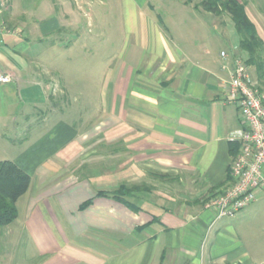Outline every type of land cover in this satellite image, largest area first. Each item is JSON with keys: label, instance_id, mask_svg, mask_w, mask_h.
Returning <instances> with one entry per match:
<instances>
[{"label": "crops", "instance_id": "0c3cea01", "mask_svg": "<svg viewBox=\"0 0 264 264\" xmlns=\"http://www.w3.org/2000/svg\"><path fill=\"white\" fill-rule=\"evenodd\" d=\"M4 1L0 74L10 82L0 84V162L30 177L19 231L4 236L26 235L34 264H264V191L231 218L206 207L230 184V138L241 128L223 87L234 58L244 61L238 37L217 61L204 48L190 56L134 0L136 43L108 71L90 124L80 119L89 99L85 46H77L80 76L63 77L52 62L56 49L72 61L81 1ZM245 11L264 43V9ZM68 33L76 38H59ZM106 101H114L109 110ZM89 165L98 171L83 172ZM124 183L138 187L129 199L137 212L103 197L79 211Z\"/></svg>", "mask_w": 264, "mask_h": 264}, {"label": "rangeland", "instance_id": "374dc122", "mask_svg": "<svg viewBox=\"0 0 264 264\" xmlns=\"http://www.w3.org/2000/svg\"><path fill=\"white\" fill-rule=\"evenodd\" d=\"M80 1V7L83 11L78 14L80 30L76 35H79V41L70 43L72 46H76L75 51L70 55L72 61H66L65 53L58 52L56 49L53 50L55 58L52 62L55 66L57 64L58 66L61 65V70L59 69L61 76L65 77L63 72L66 71L74 72V77L80 76L78 72L81 71L79 66L82 64V54L77 52V46H85L84 67L85 76H89V85L87 86L89 99L84 102L80 119L85 122L90 120V124H93L98 118L99 111L103 108L102 93L105 89V79L108 71L114 72L115 67L123 60V56L136 43V38L129 33L132 28L130 16L135 8L132 6L134 0ZM135 1L140 4L144 3V8L149 6L155 15L160 16L161 24L159 23V25L168 28L170 33L167 38L172 41L171 44L180 46L184 50L187 49L190 56H200L201 52L198 49L204 48L207 51L209 60L215 61L221 51L230 54L233 45L237 41V34L228 15L212 17L205 15L206 12L201 9H194V6L201 0ZM243 1L247 4L249 11H252V8L254 10L264 9V0ZM74 5L76 9L77 6ZM76 35L72 36L68 33L67 36L64 35L59 38L65 39L66 37V39L72 41L76 38ZM194 50L197 52L194 53ZM243 59H245V56ZM215 66L217 68L218 62L217 64L215 62ZM247 67L249 68V66ZM250 75L257 90L260 93L264 92V80L258 82L253 67L250 68ZM75 91L79 93L77 89ZM106 102L109 110L114 101ZM78 103L80 107L82 102L78 101ZM11 149H14V146ZM98 169V166L89 165V167L83 169V172H97ZM25 198L24 196L19 200L16 223L10 227L0 229V264H34L36 262V252L26 235L17 234L15 238L12 237L13 242L7 239V235L4 236L8 229L14 232L19 231L17 228L18 223L23 220L21 206ZM263 255L264 253L259 256L263 258Z\"/></svg>", "mask_w": 264, "mask_h": 264}, {"label": "built area", "instance_id": "2783aa9c", "mask_svg": "<svg viewBox=\"0 0 264 264\" xmlns=\"http://www.w3.org/2000/svg\"><path fill=\"white\" fill-rule=\"evenodd\" d=\"M5 8V1L0 0V45L7 33L1 18ZM8 82L10 79L0 74V84ZM223 87L241 122V128L230 138L238 144V151L228 168L230 184L208 200L206 207L215 208L218 218H231L253 203L256 190L264 191V96L255 87L249 68L240 57L234 58L229 80Z\"/></svg>", "mask_w": 264, "mask_h": 264}, {"label": "trees", "instance_id": "16d2710c", "mask_svg": "<svg viewBox=\"0 0 264 264\" xmlns=\"http://www.w3.org/2000/svg\"><path fill=\"white\" fill-rule=\"evenodd\" d=\"M191 1V0H188ZM243 0H201L194 9L212 14L215 17L228 15L233 23L238 37V49L244 54L246 66L253 67L258 82L264 80V43L258 36L253 23L245 11ZM231 155L234 158L238 151V144L231 142ZM30 177L10 161L0 162V229L10 225L17 218L16 202L29 189ZM138 190L136 186L122 184L111 192L98 191L94 198L83 202L79 211L89 207L97 197L110 198L121 203L129 210L137 212L139 209L129 199Z\"/></svg>", "mask_w": 264, "mask_h": 264}]
</instances>
